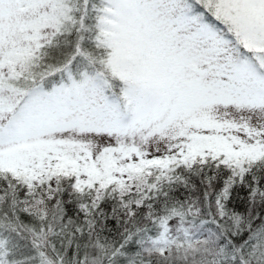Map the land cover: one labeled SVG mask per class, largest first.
<instances>
[{
	"label": "snow or ice",
	"instance_id": "1",
	"mask_svg": "<svg viewBox=\"0 0 264 264\" xmlns=\"http://www.w3.org/2000/svg\"><path fill=\"white\" fill-rule=\"evenodd\" d=\"M0 264H264V0H0Z\"/></svg>",
	"mask_w": 264,
	"mask_h": 264
}]
</instances>
